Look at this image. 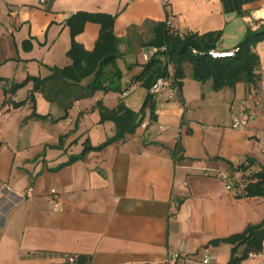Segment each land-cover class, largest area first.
<instances>
[{
    "label": "crops",
    "instance_id": "0c3cea01",
    "mask_svg": "<svg viewBox=\"0 0 264 264\" xmlns=\"http://www.w3.org/2000/svg\"><path fill=\"white\" fill-rule=\"evenodd\" d=\"M77 11L116 15L121 90H97L66 117L35 92V111L44 117H34L27 100L33 82L8 90L71 63L66 21ZM260 13L264 0H0V264H65L64 253L76 254L77 264H227L232 245L211 241L264 218L262 197H236L249 175L264 171V40L254 48V82L214 90L185 63L178 95H153L154 118L145 109L133 134L71 158L85 142L95 147L115 134L113 121H100L97 103L140 110L149 90L134 77L158 50L146 45L153 24L165 22L180 35L220 32L216 51H232L247 27L262 21ZM99 29L87 22L75 41L91 51ZM242 109L255 118L233 128L231 113ZM249 159L245 172L235 170ZM50 189L61 210L52 208ZM262 261L264 241L240 264Z\"/></svg>",
    "mask_w": 264,
    "mask_h": 264
},
{
    "label": "trees",
    "instance_id": "16d2710c",
    "mask_svg": "<svg viewBox=\"0 0 264 264\" xmlns=\"http://www.w3.org/2000/svg\"><path fill=\"white\" fill-rule=\"evenodd\" d=\"M116 15L102 12L77 11L66 21L71 36V44L67 56L71 63L64 67H51V74L45 78L28 76L20 83H13L8 92L14 93L28 81L33 82L32 90L27 100L32 105V116L43 118L35 111V92H41L44 97L58 104L64 111L63 117L79 99L91 96L95 91H120L121 72L116 67V59L120 56L119 39L114 35L113 27ZM87 22L99 25V34L91 51L85 50L75 41L76 35L82 32ZM152 37L146 45L156 47L157 52L144 64L141 72L134 77L136 81L150 90L151 86L162 76H167V66L174 68V83L181 89L185 76L184 64L191 66V77L199 82L211 80L214 90L232 87L238 82L251 83L256 79L255 70L259 58L254 48L264 40V19L252 29L247 27L243 39L237 44L232 56L214 58L208 54L209 50H216L215 42L220 32L203 35L179 33L171 30L165 22L153 24ZM196 51V53L193 52ZM94 74V81L87 87L80 82L87 76ZM152 93H148L139 111L135 112L120 102L115 108L109 109L100 102L97 107L100 121L111 120L115 124V134L98 146H91L85 142L83 152L73 156L71 160L82 157L88 150H100L113 141L123 140L126 135L133 134L141 125L145 109L154 118L155 101ZM25 101L13 103L14 106L24 104ZM78 119L76 120L77 123ZM61 141V139H60ZM180 149V148H179ZM252 161L238 165L235 170L245 172ZM250 179L244 186L243 192L236 197H262L264 199V171H257L247 177ZM230 184V183H229ZM264 241V218L258 224H249L237 234L225 238L215 239L211 244L227 242L232 245L231 256L227 264H240L251 253H259ZM242 252L239 253V248Z\"/></svg>",
    "mask_w": 264,
    "mask_h": 264
},
{
    "label": "built area",
    "instance_id": "2783aa9c",
    "mask_svg": "<svg viewBox=\"0 0 264 264\" xmlns=\"http://www.w3.org/2000/svg\"><path fill=\"white\" fill-rule=\"evenodd\" d=\"M46 1H49V0H42V2H46ZM259 19L263 20L264 17H261ZM254 28H256V26ZM193 52L196 53L195 50H193ZM234 52H235V49L232 51H216L212 49L208 51V54L214 58H219V57L232 56ZM153 53H154L153 49L147 51L146 58L147 59L150 58V56ZM171 70H172V65L168 63V66H167L168 75L157 78V80L154 82V84L151 86L149 90L150 93L158 94L162 91H165L169 98H173L178 95L179 89L175 85L174 81L172 80ZM258 90L264 94V81H261L259 83ZM125 95H127V91L122 92V96H125ZM257 104H260V101H257ZM254 118H255V115L253 113L248 112L247 109H242L240 111L232 112L231 113V126L233 128L246 127L250 122L254 120ZM142 125L144 126L145 124H142ZM31 194H32V188L28 189L26 192L27 196H31ZM49 194H50L52 208L54 210H61V202H60V197H59L58 192L55 189H50ZM255 254L257 253H251L250 256H253ZM63 258L65 261V264H77L78 263V256L76 254L64 253ZM260 264H264V261H262Z\"/></svg>",
    "mask_w": 264,
    "mask_h": 264
},
{
    "label": "bare ground",
    "instance_id": "6f19581e",
    "mask_svg": "<svg viewBox=\"0 0 264 264\" xmlns=\"http://www.w3.org/2000/svg\"><path fill=\"white\" fill-rule=\"evenodd\" d=\"M260 14H262V15H263L264 13H260Z\"/></svg>",
    "mask_w": 264,
    "mask_h": 264
}]
</instances>
